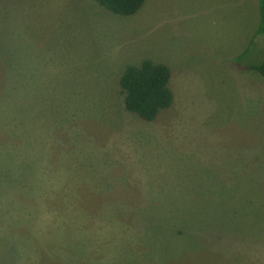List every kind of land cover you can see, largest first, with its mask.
Masks as SVG:
<instances>
[{
    "label": "rangeland",
    "instance_id": "obj_1",
    "mask_svg": "<svg viewBox=\"0 0 264 264\" xmlns=\"http://www.w3.org/2000/svg\"><path fill=\"white\" fill-rule=\"evenodd\" d=\"M254 21L255 0H143L130 17L0 0V264H264ZM145 60L173 96L147 123L116 84Z\"/></svg>",
    "mask_w": 264,
    "mask_h": 264
},
{
    "label": "trees",
    "instance_id": "obj_2",
    "mask_svg": "<svg viewBox=\"0 0 264 264\" xmlns=\"http://www.w3.org/2000/svg\"><path fill=\"white\" fill-rule=\"evenodd\" d=\"M104 11L120 17L133 16L141 7L143 0H91ZM256 35L264 37V3L257 0V24L251 43ZM246 50L242 51L240 58ZM264 80V56L259 65L247 66ZM169 69L161 64L142 61L137 67H126L117 79V88L122 97L125 112L143 122H152L157 115L168 109L173 96L169 89Z\"/></svg>",
    "mask_w": 264,
    "mask_h": 264
},
{
    "label": "crops",
    "instance_id": "obj_3",
    "mask_svg": "<svg viewBox=\"0 0 264 264\" xmlns=\"http://www.w3.org/2000/svg\"><path fill=\"white\" fill-rule=\"evenodd\" d=\"M255 13H256V21H254V30H253V26H252L251 31H250V32L253 31V33H254V31H255L256 24H257V0H255ZM250 38H251V37H250ZM242 51H243V50H242ZM242 51H240V53H241Z\"/></svg>",
    "mask_w": 264,
    "mask_h": 264
}]
</instances>
